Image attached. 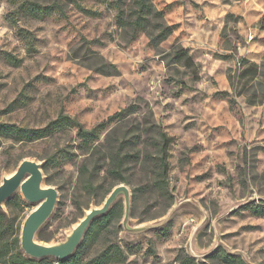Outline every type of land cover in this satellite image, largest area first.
<instances>
[{"label":"rangeland","instance_id":"rangeland-1","mask_svg":"<svg viewBox=\"0 0 264 264\" xmlns=\"http://www.w3.org/2000/svg\"><path fill=\"white\" fill-rule=\"evenodd\" d=\"M115 1L0 0V122L37 129L62 111L88 130L106 123L87 143L68 126L31 142L0 136V183L24 159L40 165L43 186L58 193L36 236L45 245L65 240L120 184L131 193L130 227L164 222L126 231L121 195L120 216L106 227L99 218L91 223L83 260L116 243L125 264H173L179 252L203 262L217 248L264 264V215L250 210L264 206V0H152L177 26L157 48L145 34L126 43ZM177 46L188 50L193 69L169 60ZM242 59L256 63L260 76L237 84L235 96ZM224 90L234 95L231 108L216 95ZM159 131L172 138L165 192L152 184ZM118 151L131 155L123 181L94 168ZM16 195L22 203L3 211L23 222L37 204Z\"/></svg>","mask_w":264,"mask_h":264},{"label":"trees","instance_id":"trees-1","mask_svg":"<svg viewBox=\"0 0 264 264\" xmlns=\"http://www.w3.org/2000/svg\"><path fill=\"white\" fill-rule=\"evenodd\" d=\"M28 0H22L20 6H23ZM58 9L61 8L58 6ZM115 9L116 24L127 35L126 43H130L136 39L139 35L145 34L148 37L150 45L157 48L163 41H165L172 33L177 29V26L166 23L164 20V12L157 9L152 0H116ZM42 12L52 10V6L41 8ZM169 60L176 63L184 60L183 66L186 68H194L195 62L188 54V50L183 46H177L172 49L168 54ZM243 69L237 74V82H231V87L235 96L242 94L241 91L237 92V84L242 83V88L253 80H258L260 76V67L246 59H242ZM112 67H114L112 65ZM217 96L222 99H227L230 108L236 104L234 95L229 92H217ZM250 104L254 105L255 102L250 100ZM130 108L120 110L107 117V121H112L120 115L124 114ZM105 121L98 124L96 128H85L76 118L60 112L57 117L50 121L46 126L42 128L32 129L22 127L14 123L0 122V136L10 137L17 141L31 142L46 136L51 135L57 129L68 126L74 127L77 130L80 138L84 139L87 143L91 138V141H96L99 138L98 129L105 126ZM172 138H169L165 132L159 131V141L157 142L158 156L155 158V178L153 181V188L160 192H165L168 187L167 175L169 172V163L167 156V148L171 143ZM109 143L105 146L108 147ZM102 147L103 144H96L94 147ZM126 157L131 155H121V153L114 152L111 155H107L104 159H97L94 162V168L100 170L106 167L107 174L114 181H123V165ZM89 188H92V184H88ZM110 193V192H108ZM15 202L22 203V199L19 195H14L11 199L7 200L5 205L9 206ZM123 206L118 202H115L110 211L99 217L98 221L101 222L103 227H106L113 218L120 216ZM250 210L255 215H264V206L262 204L252 206ZM124 213V212H123ZM23 222H17L16 218L9 217L1 210L0 211V264H125L126 255L123 249L116 243H108L104 248L94 257L87 260H83L82 249L85 244L88 243L90 238L89 232L85 234L79 248L75 253L66 260L56 261L52 258L45 259H32L24 255L20 249V228ZM38 238H41L40 232L37 233ZM173 264H247L240 256L230 254L222 248L215 249L209 254L205 261L197 262L194 258L186 255L183 252H179L175 258Z\"/></svg>","mask_w":264,"mask_h":264},{"label":"water","instance_id":"water-1","mask_svg":"<svg viewBox=\"0 0 264 264\" xmlns=\"http://www.w3.org/2000/svg\"><path fill=\"white\" fill-rule=\"evenodd\" d=\"M17 192H20L23 199L28 203L37 204V207L24 219L20 230V249L25 256L32 259L52 258L56 261H62L71 257L81 244L91 223L106 215L121 195L124 201L121 225L126 231L141 232L146 229L157 228L164 223L154 226L130 227L128 221L131 193L128 187L120 184L110 191L100 207H92L85 214L65 240L56 244L45 245L37 242L36 236L52 214L58 193L53 187L43 186V175L37 162L24 159L18 164L12 175L2 179L0 183V211L3 210L6 201Z\"/></svg>","mask_w":264,"mask_h":264},{"label":"crops","instance_id":"crops-1","mask_svg":"<svg viewBox=\"0 0 264 264\" xmlns=\"http://www.w3.org/2000/svg\"><path fill=\"white\" fill-rule=\"evenodd\" d=\"M220 92H228V91H225V90H224V91H220Z\"/></svg>","mask_w":264,"mask_h":264}]
</instances>
